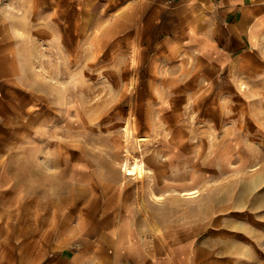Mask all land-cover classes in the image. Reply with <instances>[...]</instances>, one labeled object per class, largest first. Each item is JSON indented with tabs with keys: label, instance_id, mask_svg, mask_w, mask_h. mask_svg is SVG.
Masks as SVG:
<instances>
[{
	"label": "crops",
	"instance_id": "0c3cea01",
	"mask_svg": "<svg viewBox=\"0 0 264 264\" xmlns=\"http://www.w3.org/2000/svg\"><path fill=\"white\" fill-rule=\"evenodd\" d=\"M106 34H123L130 50L124 80L137 78L143 88L136 95L156 98L163 110L188 112L184 106L210 89L204 80L217 77L225 107L229 88L238 96L252 73L264 72V0H0V264H194L183 257L190 246L173 242L179 233L166 245L134 214L91 224L77 197L53 184L67 156L46 148L65 120L58 127L46 120L45 109L56 110L61 100L38 89L35 66L55 56L77 61L89 49L94 58L108 56L105 65L118 64L117 45ZM169 70L181 75L168 77ZM104 74L102 80L114 78ZM95 75L87 81H99ZM84 81L71 88L77 99L95 91L86 92ZM68 106L60 113L87 111Z\"/></svg>",
	"mask_w": 264,
	"mask_h": 264
},
{
	"label": "rangeland",
	"instance_id": "374dc122",
	"mask_svg": "<svg viewBox=\"0 0 264 264\" xmlns=\"http://www.w3.org/2000/svg\"><path fill=\"white\" fill-rule=\"evenodd\" d=\"M111 35L107 39L117 45L113 60L118 64L105 65L102 60L108 56L101 53L102 57L94 58L89 49L77 61L70 55L55 56L48 63L41 59L35 66L36 83L41 84L38 89L53 94L55 101L61 100L59 111L55 107L56 110L45 109L46 120L57 127L65 120L46 148L47 153L51 149L54 154L67 156L65 164L53 172V184L65 185L66 195L77 197L91 224L107 223L111 217L120 222L134 214L138 224L145 222L153 227L154 231L149 232L166 245H172L179 233L181 239L173 242L190 246V252L183 257L194 264H264V72L252 73L254 80L244 82L241 88L245 89L238 96L229 88L225 107L220 106V77L204 80L210 88L206 95L201 93L191 107L184 106L188 112L172 107L182 112L177 114L173 127L168 128L157 112L156 98L136 95L137 89L143 88L137 78L124 80L123 63L130 50L124 47L123 34ZM104 73H114V78L102 80ZM93 74L100 80L87 81ZM166 75L179 77L181 73L169 70ZM79 81H87L86 89L95 91L77 99L72 89L73 83ZM209 97L213 105L207 109ZM66 104L69 108L80 104L87 111L79 114L78 106L75 110L79 115L60 113ZM130 113L137 119L139 129L134 135L131 165L134 156H150L153 146H164L161 157L177 156L170 138H184L182 156H178L181 163L169 165L165 173V179L176 185L177 191L157 185L155 199L150 190L156 177H146L147 187L143 190L138 187L139 182L145 184L141 180L124 177L122 164L126 157L122 142ZM75 120L85 123L79 127ZM66 125L72 127L67 129ZM195 164L198 167L193 168ZM150 167L151 172L155 171V166ZM150 170L147 175L156 176ZM86 171L91 175L88 185L81 178L84 172L85 178L88 176ZM90 186L92 189H87ZM189 190L199 193L193 198L180 196ZM143 234L144 239L150 240L146 232Z\"/></svg>",
	"mask_w": 264,
	"mask_h": 264
},
{
	"label": "bare ground",
	"instance_id": "6f19581e",
	"mask_svg": "<svg viewBox=\"0 0 264 264\" xmlns=\"http://www.w3.org/2000/svg\"><path fill=\"white\" fill-rule=\"evenodd\" d=\"M135 54H136V49L134 47V55L132 58H134ZM133 61L134 62L136 61L135 58ZM133 83H136V82L133 81ZM242 89H245V87L242 86ZM181 112H182V110L173 109V108H171L169 110H163L162 108H160L158 111L163 122L167 125L168 128L173 127L174 123L177 122L176 121L177 120V117H176L177 114H179ZM124 129H125L123 132L124 141L122 142L123 143L122 152L124 153V155L126 157L124 163L122 164L124 177L126 179H134L137 182L139 180H141L143 183H145L143 185H141L140 182L138 183V187L141 188L142 190H143V188L147 187L146 186V177H156L158 180H156L155 184L151 185V190H150L151 196L155 199L158 197V195H156L157 193H155L156 192L155 189H156L157 185H158V188L162 186V189L172 188L173 191H177L175 188L176 186L170 185V183L167 181L168 179L167 180L165 179V177H166L165 173H166L169 165L178 166L181 163V161L178 160V156H180V155L182 156V153L180 150H181V145H182L183 139H184V138H182L183 136L181 137L182 139L180 138L181 139L180 141H176V139L170 138V143L174 146L173 147V153H178L177 156L168 155V157H164V156L161 157V155H163V152H164V146H160V147L153 146V151L150 154V156L147 155V157L144 159H138L137 157L134 156L133 157V164L131 165L130 164L131 161L129 162V160L131 159V156H133L132 152L135 151L134 150V135H135V132L139 130L138 129V121H137V119H135V117L132 115V113H130L129 117H127V125ZM182 131L184 132L185 130H182ZM167 138L168 137H166V139ZM161 159H164V161H161ZM152 165L155 166V171L151 172L150 166H152ZM196 167H198L197 164H195L193 166V168H196ZM145 170H146V174L144 173ZM148 170H150L149 172H151V174L152 173L156 174V176L147 175ZM182 175H183V173H182ZM182 175H181V177H182ZM179 176H178V178H179ZM140 177H143V178L140 179ZM198 193H199V190H189L188 192L180 193L181 194L180 196H182V197L185 196L187 198H193V197L197 196Z\"/></svg>",
	"mask_w": 264,
	"mask_h": 264
}]
</instances>
